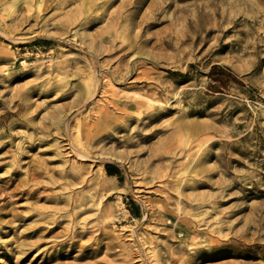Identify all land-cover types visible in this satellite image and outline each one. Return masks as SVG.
<instances>
[{
    "label": "rangeland",
    "instance_id": "obj_1",
    "mask_svg": "<svg viewBox=\"0 0 264 264\" xmlns=\"http://www.w3.org/2000/svg\"><path fill=\"white\" fill-rule=\"evenodd\" d=\"M0 264H264V0H0Z\"/></svg>",
    "mask_w": 264,
    "mask_h": 264
},
{
    "label": "trees",
    "instance_id": "obj_2",
    "mask_svg": "<svg viewBox=\"0 0 264 264\" xmlns=\"http://www.w3.org/2000/svg\"><path fill=\"white\" fill-rule=\"evenodd\" d=\"M105 169H106V172L109 176H116L117 175V171H116V169H114V167L106 166Z\"/></svg>",
    "mask_w": 264,
    "mask_h": 264
},
{
    "label": "bare ground",
    "instance_id": "obj_3",
    "mask_svg": "<svg viewBox=\"0 0 264 264\" xmlns=\"http://www.w3.org/2000/svg\"><path fill=\"white\" fill-rule=\"evenodd\" d=\"M85 117V116H84ZM84 119V118H83ZM106 217V216H105Z\"/></svg>",
    "mask_w": 264,
    "mask_h": 264
}]
</instances>
